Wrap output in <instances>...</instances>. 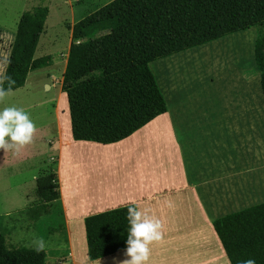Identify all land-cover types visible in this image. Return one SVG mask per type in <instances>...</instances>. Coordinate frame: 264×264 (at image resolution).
Listing matches in <instances>:
<instances>
[{
  "label": "crops",
  "instance_id": "1",
  "mask_svg": "<svg viewBox=\"0 0 264 264\" xmlns=\"http://www.w3.org/2000/svg\"><path fill=\"white\" fill-rule=\"evenodd\" d=\"M256 38L251 27L150 62L166 112L116 143L74 141L57 114L62 96L67 117L66 96L56 97L48 144L65 264H121L125 249L87 259L84 219L129 205L160 221L161 239L149 245L147 264H229L212 222L264 202Z\"/></svg>",
  "mask_w": 264,
  "mask_h": 264
},
{
  "label": "trees",
  "instance_id": "2",
  "mask_svg": "<svg viewBox=\"0 0 264 264\" xmlns=\"http://www.w3.org/2000/svg\"><path fill=\"white\" fill-rule=\"evenodd\" d=\"M47 11L37 6L20 15L2 74L14 83L4 79L0 87L19 89L30 72L48 65V57L34 58ZM251 27L264 94V0H112L86 15L71 28L61 81L72 139L107 145L130 136L166 112L150 62ZM54 164L35 180L41 209L58 202ZM125 217L126 208H117L84 219L88 260L125 249ZM212 227L228 262L264 264V202ZM0 264H46V255L40 248H9L0 233Z\"/></svg>",
  "mask_w": 264,
  "mask_h": 264
},
{
  "label": "rangeland",
  "instance_id": "3",
  "mask_svg": "<svg viewBox=\"0 0 264 264\" xmlns=\"http://www.w3.org/2000/svg\"><path fill=\"white\" fill-rule=\"evenodd\" d=\"M111 1L0 0V76L20 15L37 6L48 9L34 54V58L48 57V65L30 72L23 87L0 100V106L23 108L35 125L31 143L16 149L0 150V156L5 157L0 162V233L5 236L9 248L42 249L46 264L67 262L66 238L60 226L59 205L51 203L41 209L44 202L36 197L32 178L51 168L54 161V152L48 141L55 136L54 101L61 93L64 94L61 81L71 43V28ZM198 65L205 66V63ZM60 98L57 114L62 128H65L66 124L69 127L70 121L66 119L68 112L66 117L64 98Z\"/></svg>",
  "mask_w": 264,
  "mask_h": 264
},
{
  "label": "clouds",
  "instance_id": "4",
  "mask_svg": "<svg viewBox=\"0 0 264 264\" xmlns=\"http://www.w3.org/2000/svg\"><path fill=\"white\" fill-rule=\"evenodd\" d=\"M4 79H8L9 85L14 83L10 78L0 76V82ZM11 91L10 86L0 87V100ZM34 132L35 125L23 108L0 106V150L16 149L31 143ZM125 218L128 228L124 255L127 258L121 264H147L149 245L161 239L160 221L131 205L126 209ZM237 264H256V261L254 258H247L238 260Z\"/></svg>",
  "mask_w": 264,
  "mask_h": 264
},
{
  "label": "water",
  "instance_id": "5",
  "mask_svg": "<svg viewBox=\"0 0 264 264\" xmlns=\"http://www.w3.org/2000/svg\"><path fill=\"white\" fill-rule=\"evenodd\" d=\"M263 52H264V49H263Z\"/></svg>",
  "mask_w": 264,
  "mask_h": 264
}]
</instances>
